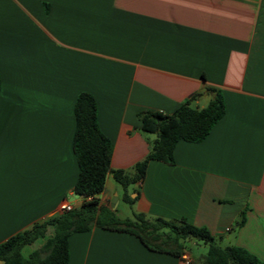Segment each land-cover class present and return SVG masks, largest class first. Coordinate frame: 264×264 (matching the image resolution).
<instances>
[{"label":"crops","instance_id":"obj_1","mask_svg":"<svg viewBox=\"0 0 264 264\" xmlns=\"http://www.w3.org/2000/svg\"><path fill=\"white\" fill-rule=\"evenodd\" d=\"M0 75V243L61 213L62 202L81 207L80 92L96 99L111 168L133 171L157 136L138 113H172L188 99L203 107L215 88L226 111L209 135L179 140L173 164L151 159L128 187L133 204L109 172L99 206L120 219L185 218L264 261V0H0ZM53 234L49 226L23 256ZM68 244V264H183L96 224Z\"/></svg>","mask_w":264,"mask_h":264},{"label":"trees","instance_id":"obj_2","mask_svg":"<svg viewBox=\"0 0 264 264\" xmlns=\"http://www.w3.org/2000/svg\"><path fill=\"white\" fill-rule=\"evenodd\" d=\"M208 91L212 98L203 107L194 106L192 99H188L172 113L153 110H141L138 113L142 129L157 136L151 151L135 164L133 171L111 168L113 143L99 126L96 99L90 92H80L75 103L76 128L73 140L79 174L73 191L84 198L82 205L78 209L35 222L10 236L0 243V260L4 264H68L69 236L74 232L90 230L96 224L133 233L149 248L180 257L185 252L188 238L200 239L208 246L207 253L201 257V264H264L247 248L222 246L208 228L196 226L185 218H149L143 213H136L134 218L120 219L113 211L99 206L98 195L105 188L109 172L123 186L125 201L133 204L135 198L130 196L128 187L145 178L151 159L173 164L174 150L179 140L201 142L209 135L225 114L226 104L221 90L208 88ZM49 226L54 227L53 236L28 257H24L22 248L45 237Z\"/></svg>","mask_w":264,"mask_h":264},{"label":"rangeland","instance_id":"obj_3","mask_svg":"<svg viewBox=\"0 0 264 264\" xmlns=\"http://www.w3.org/2000/svg\"><path fill=\"white\" fill-rule=\"evenodd\" d=\"M120 186V185H119ZM77 196V195H75ZM120 208L122 210H124L125 212H130L131 211V206L130 204H128L127 202L121 200V205ZM28 246H26L25 251H27ZM185 249L191 253L195 259H199L201 257V255H204L207 253L208 251V246L207 244L200 240V239H196V238H188L185 241Z\"/></svg>","mask_w":264,"mask_h":264},{"label":"built area","instance_id":"obj_4","mask_svg":"<svg viewBox=\"0 0 264 264\" xmlns=\"http://www.w3.org/2000/svg\"><path fill=\"white\" fill-rule=\"evenodd\" d=\"M73 206L72 204L68 203V202H62L60 204V207H59V210L60 212H66V211H70V210H73ZM181 261L183 264H193V260L192 258L190 257V255L186 252H184L181 256Z\"/></svg>","mask_w":264,"mask_h":264},{"label":"water","instance_id":"obj_5","mask_svg":"<svg viewBox=\"0 0 264 264\" xmlns=\"http://www.w3.org/2000/svg\"><path fill=\"white\" fill-rule=\"evenodd\" d=\"M115 200H117V198H114V200H113V201H115Z\"/></svg>","mask_w":264,"mask_h":264}]
</instances>
